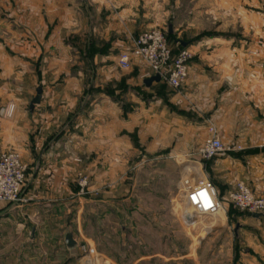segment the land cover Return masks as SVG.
<instances>
[{"label": "rangeland", "instance_id": "obj_1", "mask_svg": "<svg viewBox=\"0 0 264 264\" xmlns=\"http://www.w3.org/2000/svg\"><path fill=\"white\" fill-rule=\"evenodd\" d=\"M234 1L227 16L224 0H0V154H17L24 169L20 201L0 204V264H264V225L239 223L235 228L239 215L248 214L228 201L226 213L233 221L226 229L209 230V216L188 223L185 194L211 184L209 177L181 164L177 156L146 150L151 138L147 119L128 118L145 111L152 99L160 100L166 84L155 91L140 82L134 85L131 63L139 59H132L127 69L116 66L115 79L110 70L98 76L95 64L103 52L109 55L110 40L99 52L89 40L91 27L114 16V22L128 26L121 28L123 40L116 52L154 29L175 55L178 41L192 44L215 31L238 34L242 13L253 16L261 8L256 0ZM252 16L243 24L250 30L257 27ZM104 62L118 65L112 58ZM37 88L43 98L77 99L74 113L59 120L58 129L40 127L32 117L29 104ZM93 98H107L122 113L121 136L131 149L120 152V182L109 175L102 181L93 170L70 183L69 198L34 197V175L58 153L47 145L71 133L76 112L87 111ZM160 121H154L153 131L161 130ZM39 143L43 147L35 150ZM109 154L112 158L113 152ZM78 156L72 158L80 162ZM66 234L77 248L66 249Z\"/></svg>", "mask_w": 264, "mask_h": 264}, {"label": "crops", "instance_id": "obj_2", "mask_svg": "<svg viewBox=\"0 0 264 264\" xmlns=\"http://www.w3.org/2000/svg\"><path fill=\"white\" fill-rule=\"evenodd\" d=\"M248 2L243 4L249 5ZM256 2L260 11L253 16L246 10L242 13L243 29L238 34L215 31L202 35L192 44L178 41L186 44L185 47L179 44L180 49H186L192 55L187 79L178 90L162 85L160 100L152 99L145 111L128 117L130 120L142 116L147 119V135L151 138L147 139L146 150L162 151L168 157L177 156L181 164L194 166L199 173L204 171L209 177L223 205L221 210L209 216V230L226 229L233 221L231 214L226 213V196L234 184H244L254 195L264 196V0ZM224 3L228 16L229 11L233 12L235 1L224 0ZM251 16L257 27L250 30L243 24L249 22ZM114 20L116 17L112 16L107 24L98 23L91 27L89 40L98 52L110 40L109 55L101 54L95 70L99 72L98 76L100 72L110 70V76L115 79L118 65L105 64L104 61L106 58L117 61L119 52L115 50L123 40L121 28L128 26L123 21ZM131 64L132 73L136 74L134 85L140 82L146 90L155 91L163 83L146 87L143 82L150 78L148 68L137 60ZM98 81L101 80L96 81L97 85L100 84ZM76 105V98H43L41 95L32 117L39 120L40 127L58 129L59 120L73 112ZM159 105L161 109L155 110ZM121 115L120 109L107 98H93L87 111H77L71 133H67L62 142L47 145L49 150L58 153L40 164L34 175L33 196L39 199L69 198L70 183L79 174H89L93 170L99 177L103 176L102 181L109 175L115 184L119 183L123 165L120 152L123 148L131 149L121 136ZM107 118L113 121L107 124ZM159 120L161 130L155 132L154 121ZM209 127L215 128L227 151L202 163L198 152L209 138ZM42 147L39 143L35 150ZM109 152H113L112 158ZM77 155L80 162L73 159ZM239 223L249 227L264 225V217L254 219L252 215H239L235 228L241 225Z\"/></svg>", "mask_w": 264, "mask_h": 264}, {"label": "built area", "instance_id": "obj_3", "mask_svg": "<svg viewBox=\"0 0 264 264\" xmlns=\"http://www.w3.org/2000/svg\"><path fill=\"white\" fill-rule=\"evenodd\" d=\"M132 59H139L146 65L149 77L158 75L168 87L178 90L188 77L192 55L183 48L173 55L163 34L152 29L138 35L131 41L129 48L118 53V67L127 69ZM209 134V138L199 152L206 161L227 151L220 142L214 127H209ZM23 182L24 169L19 156L13 152L1 153L0 204L18 203ZM226 198L240 212L264 216V196L254 195L244 184L237 183L227 193ZM184 199L188 212H190L188 216L186 215L188 223H194L196 217L211 216L222 209V202L209 182L187 191Z\"/></svg>", "mask_w": 264, "mask_h": 264}, {"label": "water", "instance_id": "obj_4", "mask_svg": "<svg viewBox=\"0 0 264 264\" xmlns=\"http://www.w3.org/2000/svg\"><path fill=\"white\" fill-rule=\"evenodd\" d=\"M172 33V30L171 28L169 27V34ZM179 44L182 46V47H185L186 44H183L181 42H179ZM161 82V79L158 75H155V76H152L146 80H144L143 84L146 86V87H150V85L152 83H160ZM41 93H42V90L41 88H37L36 89V95L35 97L31 100L30 104H29V110L32 111L34 106L35 105H38L40 103V100H41ZM252 217L254 219H261L263 218L264 216L261 215V214H253ZM32 235H33V230H32ZM64 245L66 247V249H68L69 251L77 248L78 244L77 242L73 239V236L71 234H66L64 236Z\"/></svg>", "mask_w": 264, "mask_h": 264}]
</instances>
